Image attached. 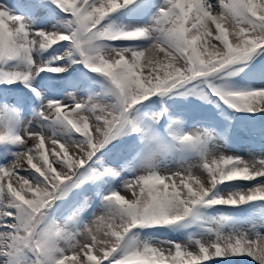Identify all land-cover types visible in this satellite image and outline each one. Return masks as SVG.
Returning a JSON list of instances; mask_svg holds the SVG:
<instances>
[{"label":"snow or ice","instance_id":"1","mask_svg":"<svg viewBox=\"0 0 264 264\" xmlns=\"http://www.w3.org/2000/svg\"><path fill=\"white\" fill-rule=\"evenodd\" d=\"M67 14V31H32L19 16L0 6V82L23 83L38 101L33 116L21 115L30 99L8 105L0 98V142L17 146L0 164V264H206L217 257L251 256L264 264V233L221 232L195 241L138 239L140 228L176 226L200 206H238L264 201V153L242 157L224 152L215 128L185 130L153 96L186 95L198 83L264 49V0H164L153 22L113 30L103 21L133 0H53ZM38 3L36 7H42ZM150 41L113 47L106 41ZM62 41L67 64L34 57ZM15 62V63H11ZM83 63L108 82L103 94L63 99L41 94L33 81L41 72L62 73ZM264 77V64L248 66ZM78 87V82H70ZM229 107L264 111V89L230 91L215 87ZM150 101L145 106L144 102ZM127 137V139H121ZM116 141V143H111ZM111 144V147H106ZM103 150V151H102ZM176 151L175 168L164 164ZM195 161V163H193ZM128 173V175H123ZM120 178L116 187L111 181ZM255 181L246 189L221 193L226 182ZM97 186L101 203L80 188ZM70 201L49 214L53 202ZM123 193V194H122ZM222 218L217 224L223 223Z\"/></svg>","mask_w":264,"mask_h":264},{"label":"rangeland","instance_id":"2","mask_svg":"<svg viewBox=\"0 0 264 264\" xmlns=\"http://www.w3.org/2000/svg\"><path fill=\"white\" fill-rule=\"evenodd\" d=\"M52 1L53 0L49 3ZM137 1L143 2L148 9H159L160 5L164 3V0H133V2ZM47 2L48 0H0V6L4 7L10 14L21 17L26 23L27 28L32 31L41 29L45 31H67V14L61 11V16H63V18L61 16L58 17V19L53 18V21V19L49 17V13H45ZM38 3H42L43 6L36 7ZM129 5L110 13L103 21V24L110 26L113 30L123 29L124 19ZM54 6L56 8V4H54ZM149 23L148 21L141 26H146ZM149 42L150 41L146 39H141L130 41H106L105 43L113 47H139L147 45ZM68 45L69 42L62 41L47 50H34L33 55L42 60H49L53 64H67L69 63L67 58L59 61H52L51 57L62 55ZM261 64H264V49H257L250 57L238 61L235 65L227 66L209 79L214 89L215 87L225 88L230 91L264 89V83L259 79L260 76L251 74L248 67ZM83 65V63H71L66 71L62 73L41 72L33 81V87L39 84L40 88L38 90L41 91V94L51 99H63L66 93H74L77 97H86L89 94H101L104 99H108L109 97L103 95L108 87L107 80L98 73L91 72V74H89L90 70ZM77 66L81 67L78 71L76 68ZM71 68H74V70L68 72V69ZM70 82H78L79 86H71ZM0 85V98L3 99L4 103L11 106L16 105L17 98L30 99V103L22 106L17 105V107H20L21 115L25 117L33 116V110L38 101L36 100L35 94L32 93L28 87L20 82L14 84L0 82ZM204 89L206 90L204 91ZM189 92L190 94L186 95L169 94L163 97L157 95L151 97L150 101L155 102L157 107H159L160 102L163 101L164 105L167 106L175 116L183 118V127L186 131H196L199 130L198 128L202 127L215 128L221 133L227 130V135L224 138H217L216 140L217 145H219L220 149L224 152L242 157H248L250 154L264 153V124L259 119H264V111L249 112L246 110H237L229 107L224 102V106L221 105L220 99L216 96L215 91L213 92L210 89L207 81L196 84ZM26 93H28L30 97H28ZM208 94L214 96L210 97ZM150 101H145V106H147ZM233 113L238 114V116L247 115L253 118L239 119V117H237V115L235 116ZM253 114H257L258 116L256 115L254 117L252 116ZM233 117L236 118L234 126L241 132H246L247 136L238 132V135H231V137L228 138L233 126ZM198 118L200 119L198 120ZM121 139H127V137H122ZM111 143H116V141H112ZM106 147H111V144ZM15 151H17V146L10 141L0 142V164H6L11 161L14 158L13 153ZM181 156H186L190 160H195L197 158L195 153H181L176 151L168 160L164 161V164L169 168H175L177 166V160ZM193 163H195V161H193ZM123 175H128V173H124ZM119 180L120 178L112 180L111 186H118ZM253 183H255V181L236 180L218 185L217 190L224 193L237 188L246 189L251 187ZM97 186L104 192H107L109 184L99 183L97 185L91 182H85L80 186V188L87 189L92 194L94 205H99L101 203V196L96 194ZM75 190L77 191V189H74L66 197L54 201L52 208L48 210L49 214L53 215L56 219H60V213L56 211V209L65 202L70 201L75 195ZM216 206L222 211L229 207L228 205ZM215 210H217V207H212V216L208 218L201 217L200 214L198 218L194 216L193 222H190L192 221L191 218H186L184 221L180 222L183 224H179L181 227L177 225L166 227L156 226L152 228H138L135 231L139 233L138 239L152 237L153 239L186 242L189 246H194L197 240L207 239L214 235V232L209 231L210 228L219 229L221 232L248 231L255 225L259 232L264 233V222H259L256 220L257 217L252 218L250 215H247V219H249L247 221L235 217L224 219L223 223L217 224L218 220L225 217L218 216ZM257 212L263 213L264 208H259ZM252 215L255 216V214ZM28 258L26 254L23 258L25 264H27ZM216 260L223 264L227 263L225 261H230L232 264H236V262H238L237 264H258L256 260L248 255L217 257L211 261H207L206 264H214Z\"/></svg>","mask_w":264,"mask_h":264},{"label":"trees","instance_id":"3","mask_svg":"<svg viewBox=\"0 0 264 264\" xmlns=\"http://www.w3.org/2000/svg\"><path fill=\"white\" fill-rule=\"evenodd\" d=\"M55 19H58L57 16L54 17ZM205 91V89H204ZM212 207H217V210H215V212L217 213L218 216H221V217H225V218H235L237 217L238 219H242V220H249L247 219V215H250L252 216V218H256V220H258L259 222H264V212L263 213H259L257 212V210L261 207L264 208V203L257 200V201H249L245 204H241V205H238V206H229L227 207L224 211L220 210L218 206H200L198 209H197V212L198 214L201 215V217H211L212 216ZM252 214H255L252 215ZM187 218H191L192 221L190 222H193V218L194 216H189ZM186 219V218H185ZM183 225L182 223H178L177 226L178 227H181V225ZM163 227H166V226H163ZM148 230V229H147ZM225 262H230V261H225ZM214 264H223L221 263L220 261H217L214 263Z\"/></svg>","mask_w":264,"mask_h":264},{"label":"bare ground","instance_id":"4","mask_svg":"<svg viewBox=\"0 0 264 264\" xmlns=\"http://www.w3.org/2000/svg\"><path fill=\"white\" fill-rule=\"evenodd\" d=\"M159 3H162V2H159ZM158 11L159 9H153V8L148 9L147 7H145L143 2L137 1V2L131 3L128 6V9L126 11V17L124 19L123 29H131L134 27H138V26L144 25L148 21L152 23L153 18L158 13ZM259 79L263 81L264 83V77H259Z\"/></svg>","mask_w":264,"mask_h":264}]
</instances>
